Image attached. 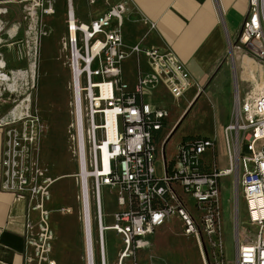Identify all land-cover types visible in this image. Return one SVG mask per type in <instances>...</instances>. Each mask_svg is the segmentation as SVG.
I'll return each instance as SVG.
<instances>
[{
  "label": "built area",
  "instance_id": "built-area-1",
  "mask_svg": "<svg viewBox=\"0 0 264 264\" xmlns=\"http://www.w3.org/2000/svg\"><path fill=\"white\" fill-rule=\"evenodd\" d=\"M247 3L239 36L233 44L255 57L260 69V87L254 96L235 101L233 119L224 130L229 163L226 169H220L215 158H206L215 148L213 138L182 142L168 160L171 114L145 97L162 86L179 98L192 88V77L169 51L125 45L127 0H118L90 23L77 22L68 8L65 46L70 55L74 87L73 127L80 163L87 264H94L89 179L94 184L101 264H106L103 233L107 230L114 231L124 245L116 264H126L131 258L137 264V255L150 247L147 238L174 220L179 221L185 236L196 238L200 245L203 241L207 250L219 252L220 257L225 255L221 200L223 181L230 177L238 203L242 195L248 222L243 232L237 221L236 264H264V0H247ZM40 9L46 15L55 14L51 0H34L28 11L31 21ZM2 31L0 25V34ZM29 45L23 47L25 56L29 55L26 50ZM131 55L139 64L132 90L123 82L121 70L122 62ZM141 59L148 61L150 72L141 71ZM0 68H5L1 61ZM82 76H85L84 88ZM0 78H6L1 71ZM250 80L258 81L253 73ZM8 127L11 128L5 132L0 185L2 191L27 202V245L34 249V255L26 257L25 264H54L48 257L54 235L46 204L51 201L52 186L60 178H52L40 165L38 144L43 126L26 104L20 115L10 121L0 118V129ZM158 161L164 172L162 176L158 175ZM101 187L119 192L120 210L110 227L103 225ZM31 213L38 214L37 223L31 219Z\"/></svg>",
  "mask_w": 264,
  "mask_h": 264
},
{
  "label": "rangeland",
  "instance_id": "rangeland-1",
  "mask_svg": "<svg viewBox=\"0 0 264 264\" xmlns=\"http://www.w3.org/2000/svg\"><path fill=\"white\" fill-rule=\"evenodd\" d=\"M56 15H46L43 9L37 12L34 21L36 30L30 27L31 22L25 20V16L19 18L20 32L14 37L25 36L31 32V36L37 37L40 41L34 47L32 44L26 48L29 55L19 60L17 65H11L13 76L5 85L4 99L9 106V113L17 107L21 111L26 104L39 117L43 130L38 144V154L40 165L52 178H60L51 188V201L46 204L49 211V225L54 237L61 233L64 227L83 229V210L80 188V163L76 142V131L74 124V97L73 79L70 69V55L65 52V70L54 68L50 57L43 54V41L50 36V21L48 18L54 17V30L56 34L67 35V18L63 19L68 12L66 0L59 5L53 1ZM27 18V17H26ZM23 19V20H22ZM58 19L61 20L60 26ZM5 20V19H3ZM6 30L13 29L14 21H10ZM77 22L79 20L77 19ZM14 30V29H13ZM20 42L15 44L19 45ZM82 44L79 42V48ZM4 54V53H3ZM6 57V54H4ZM142 59L140 66L142 68ZM60 67V66H59ZM255 67V68H254ZM139 68L138 60L134 55L122 62V79L130 90L133 89ZM10 70V69H9ZM63 72V73H62ZM259 79L260 69L255 57L246 49H238L233 42L229 43L223 69L218 70L204 91L195 92L192 98L187 99L194 89L191 88L181 97H174L167 89L148 92L146 100L157 103L166 108L171 116V132L181 121L195 102V105L187 118L184 120L176 134L170 139L167 146V157L170 160L176 147L188 137H207L216 140V157L220 169L229 167L227 161L224 132L217 124L218 109L215 103L218 98L226 93L229 97L230 120L233 119L235 101L240 98L244 100L247 95L255 91L257 83H252L250 75ZM245 81V82H244ZM195 85V84H194ZM81 86L85 87V76L81 77ZM215 98V100L212 99ZM188 100V101H187ZM29 101V102H28ZM84 107V125L87 126L86 103ZM3 116V115H2ZM216 116V117H215ZM228 124V125H229ZM227 125V126H228ZM170 132V134H171ZM87 159H90V149L86 139ZM158 175L162 176L161 163L157 164ZM88 171L90 168L88 166ZM231 179L223 181V191L221 204L223 207V220L225 231V250L226 254L220 257L219 252L208 250L211 264H236L235 236L237 221L240 223L241 230L246 232L247 210L240 193V202H237L235 185L231 184ZM89 199L92 223V242L94 251V264H101L99 249V235L96 217L95 193L92 179L88 180ZM118 190L101 187L100 201L102 210V220L105 227L114 225V215L120 210L118 205ZM71 210L65 213L63 210ZM38 216V215H37ZM77 220V224L75 223ZM254 232V229H252ZM150 247L139 253L136 257L137 264H207L199 241L196 238L187 237L183 234L181 225L176 222L165 225L157 232L148 237ZM104 251L106 264H116L124 245L119 236L114 231H104L103 233ZM56 240L52 241V251L48 255L50 262L54 264H75L76 257L74 249H64L62 245L54 248ZM80 260L81 264H87L86 253ZM47 264V263H44ZM126 264H134L133 258L128 259Z\"/></svg>",
  "mask_w": 264,
  "mask_h": 264
},
{
  "label": "crops",
  "instance_id": "crops-1",
  "mask_svg": "<svg viewBox=\"0 0 264 264\" xmlns=\"http://www.w3.org/2000/svg\"><path fill=\"white\" fill-rule=\"evenodd\" d=\"M32 1L34 0H0V25L3 28L0 34L2 41L0 61L5 67L4 69L0 68V71L6 75V78H0V118H4L5 121L19 116L21 112L19 106L9 113V106L4 99V87L14 74V70H11L10 66L17 65L19 60L26 58L23 47L27 43L36 47L35 41L40 42L36 37L32 39L31 32L25 36L14 37L17 32L18 34L20 32L19 21L21 19L19 20V18L22 14L25 16L24 21L31 22L28 11L31 9ZM53 1L57 5L61 2L62 6L65 0H51L52 3ZM117 1L66 0V3H68V8L72 9L76 20L78 19L80 23H90ZM127 2L128 12L124 18L123 27L125 45L127 47L140 45L146 49L158 48L169 51L178 58L192 77L194 92L187 98L188 100L195 95L196 91L198 94L204 91L214 74L223 69L229 43H234L237 40L248 7L247 0H127ZM38 11L36 10V12ZM7 18L15 22L13 23L15 24L14 30L5 31L9 23ZM53 18L51 16L48 18L50 36L43 41L42 50L45 56L50 57L54 68L65 70L67 35L55 33L53 25L56 22ZM65 18H67V13L66 16H63V19ZM60 22L61 20L58 19L59 26ZM33 25L36 30L35 24L31 22L30 27ZM17 42H20L19 45L15 44ZM3 53L6 54V57ZM142 60L141 71L150 72L148 61ZM137 69L135 84L139 74V68ZM256 80H258V87L260 75ZM212 99L215 100L214 97ZM229 100L226 93L222 97L220 96L217 101L215 100V108L218 109V118H215V124L223 129V132L230 120ZM10 128L0 129V163L3 157L5 132ZM206 158H215L217 161L216 144L215 148L207 153ZM1 175L0 165V184ZM37 215V213L30 214L35 223L38 221ZM27 217L26 200L2 191L0 185V264H25L26 257L34 255V249L27 245ZM174 222L180 224L177 220ZM75 223L77 224V220ZM57 236V238L54 237L56 240L54 248L59 245H62L64 249L72 248L76 257L82 261L81 258L85 252L83 229L64 227ZM80 260H76L75 264H81Z\"/></svg>",
  "mask_w": 264,
  "mask_h": 264
},
{
  "label": "water",
  "instance_id": "water-1",
  "mask_svg": "<svg viewBox=\"0 0 264 264\" xmlns=\"http://www.w3.org/2000/svg\"><path fill=\"white\" fill-rule=\"evenodd\" d=\"M195 105V102L193 103V105L190 107V109L187 111V113L182 117L181 121L176 125V127L173 129V131L171 132V134L168 137V141H170V139L176 134V132L178 131V129L180 128V126L182 125V123L184 122V120L187 118V116L189 115V113L191 112V110L193 109ZM201 248L203 250L204 256H205V261L207 264H211L210 262V257H209V253L208 250L204 244L203 241H201Z\"/></svg>",
  "mask_w": 264,
  "mask_h": 264
},
{
  "label": "trees",
  "instance_id": "trees-1",
  "mask_svg": "<svg viewBox=\"0 0 264 264\" xmlns=\"http://www.w3.org/2000/svg\"><path fill=\"white\" fill-rule=\"evenodd\" d=\"M201 138H205V137H201V136L188 137V138L184 139L183 142H195V141L200 140Z\"/></svg>",
  "mask_w": 264,
  "mask_h": 264
},
{
  "label": "bare ground",
  "instance_id": "bare-ground-1",
  "mask_svg": "<svg viewBox=\"0 0 264 264\" xmlns=\"http://www.w3.org/2000/svg\"><path fill=\"white\" fill-rule=\"evenodd\" d=\"M255 68V67H254ZM254 74V73H253ZM260 75V74H259ZM260 86L257 87V89L255 91H253L252 94H250L251 96H254L257 93V90ZM73 97H74V87H73Z\"/></svg>",
  "mask_w": 264,
  "mask_h": 264
}]
</instances>
